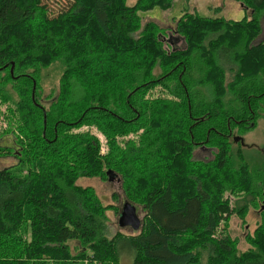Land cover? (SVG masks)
<instances>
[{
  "label": "trees",
  "instance_id": "trees-1",
  "mask_svg": "<svg viewBox=\"0 0 264 264\" xmlns=\"http://www.w3.org/2000/svg\"><path fill=\"white\" fill-rule=\"evenodd\" d=\"M124 1L0 0V140L9 136L15 145L0 143V157L17 159L0 169V264H118L122 245L131 264H264L262 227L239 251L223 226L236 206L221 199L228 175L219 176L231 158L232 131L251 129L264 115V38L254 41L264 0H237L250 10L237 20L184 10L174 26L182 48L154 21L139 29L140 8L165 9L172 0ZM37 17L45 24L34 33L26 26ZM56 58L63 63L61 96L67 91V105L78 109L67 122L93 124L105 154L99 138L70 133L54 117L57 96H39L37 69ZM151 88H161L160 96L147 99ZM43 97L46 108L35 104ZM88 114L112 123L99 126ZM199 144L216 150L203 161L205 178L193 172ZM150 161L155 168L141 164ZM120 162L136 181L125 186L127 199L144 205L145 214L138 232L108 236V208L75 178L116 174ZM167 173L170 183L162 185ZM236 201V209L244 205ZM69 240L84 251L71 254Z\"/></svg>",
  "mask_w": 264,
  "mask_h": 264
},
{
  "label": "rangeland",
  "instance_id": "rangeland-1",
  "mask_svg": "<svg viewBox=\"0 0 264 264\" xmlns=\"http://www.w3.org/2000/svg\"><path fill=\"white\" fill-rule=\"evenodd\" d=\"M146 0H125L124 4L126 7H133L136 4H144ZM50 6L52 1L48 3ZM141 5H139L140 7ZM219 8L216 10V8ZM244 6L241 2L237 0H172L171 5L168 8H161L158 5H154L152 8L143 10L140 8L137 13L139 16L138 24L139 29H143L147 22L154 21L158 23L161 27L162 36L166 39L170 38V43L175 48H182L184 47V41L182 37L178 36L174 32V26L176 20L179 16L183 13L184 10L187 12H196L199 15L203 16H222L223 18L229 20H237L240 19L244 14L249 15L250 10H244ZM38 14V13H37ZM39 16V14L37 15ZM263 22V23H262ZM40 23V24H39ZM45 22H42L40 17H37L35 20L30 22V25L26 27L30 30L34 31L37 28H42ZM41 26V27H40ZM261 32L255 38L254 41H258L264 38V14L261 18ZM30 32V31H28ZM35 33V31H34ZM164 46L170 49V43L163 41ZM61 58H56L52 62H49L47 66H40L37 69L38 78H37V86L38 94L41 95H48V98L51 100L57 96V102L53 104L52 110L54 112V117L58 119V121H64L62 128L68 130L70 133H86L87 131L97 138H99L100 142V151L105 154L107 150L106 141L104 135L91 123H84L83 125H79L76 127H72L71 125L74 124L71 121L74 118L73 114L78 112V109L70 108L67 105L68 99V92L64 93V87L62 84L64 83V79H62V72H63V63ZM97 63V62H95ZM97 65V64H96ZM95 65V66H96ZM114 65V63H113ZM112 65V66H113ZM10 74H12V69L10 68ZM227 79H230L232 76V72L226 71ZM35 82H32V90ZM104 86H108L106 83H102ZM11 88V87H10ZM8 88V89H10ZM31 86H27V94L29 95V89ZM96 87H89L90 92L93 93ZM68 89V87H66ZM161 88H151L146 93L147 99L156 98V96H160ZM12 94L14 97H17L15 91L11 88ZM78 93V87H75L74 93ZM19 96H23L20 95ZM43 97L40 101V104L35 103L38 106H43L44 103L49 102L48 99L46 100ZM88 101H84L81 103L79 107L82 110L85 108V103ZM62 107V109H61ZM43 108H46L43 106ZM44 113V112H43ZM80 113V111H79ZM82 113V112H81ZM80 115V114H79ZM44 122H45V115L43 114ZM87 118H93L99 126L112 123L109 118H97V114H88ZM4 121V120H2ZM6 121V120H5ZM4 121V122H5ZM106 122V123H105ZM115 122V121H114ZM119 123V122H115ZM3 125L0 121V126ZM16 124L14 123L13 126ZM106 126V125H105ZM233 135L241 134L242 138V145L241 143L235 142L232 137L230 138L231 143V158L228 157L229 160L226 161L225 167L219 169V176H227L226 185H224V190L221 194V199L228 200L229 205L236 206L237 204H241L236 200L243 199L244 205H242L239 209H234V212L228 217V219L223 222V226L227 229V233L234 239H236L237 248L239 251L247 250L251 244L249 243L252 239H255L257 236V231L264 229V209H261V205L264 201V115H260L256 121L255 125L246 131H232ZM129 137H134L132 134L125 135V139ZM121 140V138H119ZM0 143L7 144L10 147H14V143L12 142V138L9 136H3L0 140ZM72 148H76V151L79 150V145L72 144ZM69 146V147H71ZM236 150L240 151V154L236 153ZM216 150L212 145L207 144H199L196 147H193V161L195 160L198 166H194L193 172H197V174L201 175L205 178L203 171L205 170V164H203L204 159H211L213 158L214 152ZM10 154V152H9ZM80 157V156H79ZM17 159L13 155L2 156L0 157V169L12 166L16 164ZM229 161V162H228ZM146 167L155 168L156 165L150 161L149 163L142 162ZM118 167L115 171L114 177L112 179H107V175H96V176H80L75 178V184L81 187L88 186L89 189L97 199H99L102 206H106V209L103 213L106 217L107 223V235L111 236L116 232H121L125 234H131L132 231L129 227H119L117 224L118 215L120 213L122 204L124 201H128L127 199V192L125 186L131 183L134 184L136 181L132 182L133 179V171L124 162L117 163ZM123 166L125 170H123ZM135 167V166H134ZM204 170L202 171L201 169ZM232 167V169H231ZM103 171L107 169V164L103 165ZM144 169V168H143ZM231 169V170H230ZM107 171V170H106ZM137 171V170H136ZM177 172V167L174 166L171 168V172ZM241 175H244V179ZM164 176H160L162 180H159L160 183L169 184L170 177L169 173ZM209 175L207 178H209ZM241 180L237 182V179ZM255 178L254 180L248 178ZM139 178V177H138ZM217 183V187H220L219 183L215 179ZM223 184V181H221ZM153 185L152 182L147 183V187H151ZM234 189V190H233ZM222 190V189H221ZM138 212V215L141 219L144 217L145 214V207L142 204H137L136 202H131ZM138 232V230L134 233ZM123 246V247H122ZM120 247V260L118 264H131V252L128 251L126 246L122 245ZM68 247L71 250V254H76L79 252L84 251L80 248L79 244L75 240L68 241ZM75 248L78 249L75 250ZM83 264H86V261H83Z\"/></svg>",
  "mask_w": 264,
  "mask_h": 264
},
{
  "label": "water",
  "instance_id": "water-1",
  "mask_svg": "<svg viewBox=\"0 0 264 264\" xmlns=\"http://www.w3.org/2000/svg\"><path fill=\"white\" fill-rule=\"evenodd\" d=\"M34 89V87H33ZM33 97V93H32ZM239 140L238 136H234V141ZM108 179H112L114 174L107 170ZM261 209H264V201L261 205ZM117 224L119 227H129L132 231L138 230L141 225V219L138 215L136 207L129 201H124L118 215Z\"/></svg>",
  "mask_w": 264,
  "mask_h": 264
},
{
  "label": "flooded vegetation",
  "instance_id": "flooded-vegetation-1",
  "mask_svg": "<svg viewBox=\"0 0 264 264\" xmlns=\"http://www.w3.org/2000/svg\"><path fill=\"white\" fill-rule=\"evenodd\" d=\"M32 98H33V97H32ZM231 135L233 136L232 138L234 139V135H233V134H231ZM237 141L240 142V143L242 144V138H241V135H240L239 140H237ZM113 177H114V176H113ZM113 177H112V178H113Z\"/></svg>",
  "mask_w": 264,
  "mask_h": 264
},
{
  "label": "crops",
  "instance_id": "crops-1",
  "mask_svg": "<svg viewBox=\"0 0 264 264\" xmlns=\"http://www.w3.org/2000/svg\"><path fill=\"white\" fill-rule=\"evenodd\" d=\"M131 261H132V259H131Z\"/></svg>",
  "mask_w": 264,
  "mask_h": 264
}]
</instances>
